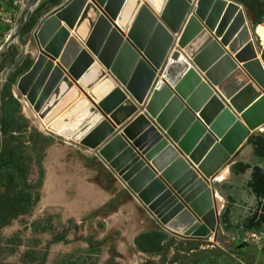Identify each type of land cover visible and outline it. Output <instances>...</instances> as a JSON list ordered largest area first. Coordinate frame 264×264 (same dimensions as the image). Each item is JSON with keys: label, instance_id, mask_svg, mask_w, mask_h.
Segmentation results:
<instances>
[{"label": "water", "instance_id": "1", "mask_svg": "<svg viewBox=\"0 0 264 264\" xmlns=\"http://www.w3.org/2000/svg\"><path fill=\"white\" fill-rule=\"evenodd\" d=\"M37 1L0 45V56L21 48L4 76L27 57L20 32ZM241 8L64 0L34 27L16 88L47 133L96 154L159 226L203 239L217 224L209 179L253 153L251 135L264 129V60Z\"/></svg>", "mask_w": 264, "mask_h": 264}, {"label": "rangeland", "instance_id": "2", "mask_svg": "<svg viewBox=\"0 0 264 264\" xmlns=\"http://www.w3.org/2000/svg\"><path fill=\"white\" fill-rule=\"evenodd\" d=\"M26 1L13 0V8L7 10L10 0H0V24L10 26L7 32H0V45L16 26ZM63 1L36 2L20 32L22 42L28 45L29 59H20L16 68L26 60L30 65V58L35 54L31 41L34 27L43 15ZM246 14L251 20L247 8ZM254 34L261 49L264 17L254 27ZM9 47L16 53L21 49L17 41ZM258 56L264 60V48ZM4 60L2 53L0 102L3 86L13 71L8 69L7 75H3L13 63ZM28 66L18 72L9 87L20 106L12 115L16 121L11 119L6 126L19 127L21 133L19 129L5 133L0 118V151L6 142L23 154L19 167L11 172L3 168L0 173L1 196L5 194L10 201L19 202L17 207L21 209L8 224L0 226V264H38L41 258L42 264H58L68 259L76 264H212L215 259L220 264H250L246 257L233 251L236 239L250 242L244 240L247 231H241L243 219L256 206L255 196L247 186L250 169L235 175L229 170L230 164L209 179L217 224L207 237L197 239L171 234L155 222L119 177L92 151L56 135L44 143L38 141L48 133L25 94L26 100L16 88L17 78ZM35 131H40L36 133L39 139L28 138ZM258 133L264 134V129L255 130L251 138ZM243 161H255L253 153ZM11 174L13 179L9 178ZM155 230L166 234L162 250L148 253L137 249L134 237Z\"/></svg>", "mask_w": 264, "mask_h": 264}, {"label": "trees", "instance_id": "3", "mask_svg": "<svg viewBox=\"0 0 264 264\" xmlns=\"http://www.w3.org/2000/svg\"><path fill=\"white\" fill-rule=\"evenodd\" d=\"M10 0L7 10L13 8L12 2ZM242 2L248 10L249 15L251 16L252 23L254 27L262 20L264 17V0H237ZM40 8V7H39ZM38 10V8H37ZM256 25V26H255ZM10 29L8 24H0V32L4 33ZM13 47H9L3 53V62L11 63L15 56L17 55L16 50ZM11 50V52H10ZM264 58V57H263ZM25 59H29L26 57ZM30 62V61H29ZM28 60L21 62L20 66L15 68L7 77V80L4 85V90L2 92V99L0 102V118L2 121L1 126L5 133L12 131H16L17 129H21L19 127H10L6 126L8 121H11L12 115L14 112L18 111L20 106V102L16 99L12 93L10 92V85L14 81L15 77L18 75V72L21 71L23 68L28 66ZM20 110V109H19ZM4 120V124H3ZM16 120L13 119L12 122ZM25 130V129H24ZM40 131H35L29 134V137L35 138L38 140ZM21 133V130H20ZM52 135L46 134L42 137L40 143H44L48 140H51ZM251 143L253 145V158L255 161L247 162V161H236L232 163L229 167V170L235 174H242L246 170L250 169V177L247 181V186L251 194L255 196L256 199V206L254 207L253 211L247 215L242 223H241V231H261L264 230V134L258 133L251 138ZM23 157L22 152L15 146L11 145L10 143H3L0 151V173L3 172V168H9L8 171H13L14 168L19 167V161L22 160ZM13 168V169H12ZM1 178V177H0ZM10 179L14 178V175L11 174L9 176ZM24 182V181H23ZM26 194L25 196H27ZM19 202L17 201H10L9 197L3 194V197L0 194V226L8 224L13 218H15L19 213H21V209L17 206ZM226 220L230 223V217L226 215ZM231 224V223H230ZM234 226H237L234 225ZM241 232V233H242ZM166 234L162 231L155 230L149 232H142L137 234L134 237V244L137 249L153 253L159 252L162 250L164 243L162 241L166 239ZM240 238L235 240V244L233 246V251L242 254L246 257L247 261L250 264H264V245L262 247H257L250 242H243ZM38 264H42V258L39 260ZM58 264H76L74 260L68 259L59 262ZM212 264H220L217 259L212 261Z\"/></svg>", "mask_w": 264, "mask_h": 264}, {"label": "built area", "instance_id": "4", "mask_svg": "<svg viewBox=\"0 0 264 264\" xmlns=\"http://www.w3.org/2000/svg\"><path fill=\"white\" fill-rule=\"evenodd\" d=\"M8 21V19H5ZM259 37V36H258ZM260 38V37H259ZM260 46L261 49L264 48V44L262 43V39L260 38ZM252 242L257 247H262L264 245V230L261 231H247L244 240H248Z\"/></svg>", "mask_w": 264, "mask_h": 264}, {"label": "bare ground", "instance_id": "5", "mask_svg": "<svg viewBox=\"0 0 264 264\" xmlns=\"http://www.w3.org/2000/svg\"><path fill=\"white\" fill-rule=\"evenodd\" d=\"M242 9V11H243V14H244V16H245V19H246V13L244 12V10H243V8H241ZM245 21H247V19L245 20ZM71 33H72V31H71ZM125 35H126V33H124V37H125ZM161 84V82H158L157 84H156V87H158L159 85ZM82 94V93H81ZM31 105H32V103H30ZM32 110L34 111V113L36 114V116L38 117V112L37 111H35L34 109H33V105H32ZM40 121V120H39ZM40 123H41V121H40ZM42 124V123H41ZM43 127H44V125H42ZM45 128V127H44ZM46 131V130H45ZM224 167H222V169H223ZM225 169V168H224ZM221 170V169H220ZM222 172V171H221ZM216 173H218V172H216ZM215 173V174H216ZM214 174V175H215ZM220 176V175H219ZM222 176V175H221ZM218 179L219 180H221L220 179V177H218ZM202 224H204V221L202 220V219H197V226H200V225H202Z\"/></svg>", "mask_w": 264, "mask_h": 264}, {"label": "flooded vegetation", "instance_id": "6", "mask_svg": "<svg viewBox=\"0 0 264 264\" xmlns=\"http://www.w3.org/2000/svg\"><path fill=\"white\" fill-rule=\"evenodd\" d=\"M19 53V52H18ZM17 53V54H18ZM16 57V56H15ZM15 59V58H14ZM22 59H25V58H22ZM18 61H21L20 59L18 60ZM13 62H14V60H13ZM11 65V64H10ZM16 65H17V63H16ZM16 65L15 66H13V68L11 69V70H14L15 68H16ZM3 90H4V86H3Z\"/></svg>", "mask_w": 264, "mask_h": 264}, {"label": "crops", "instance_id": "7", "mask_svg": "<svg viewBox=\"0 0 264 264\" xmlns=\"http://www.w3.org/2000/svg\"><path fill=\"white\" fill-rule=\"evenodd\" d=\"M71 30V29H70ZM72 31V30H71ZM83 96V94H80V97ZM49 134V133H48Z\"/></svg>", "mask_w": 264, "mask_h": 264}]
</instances>
